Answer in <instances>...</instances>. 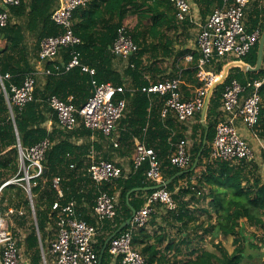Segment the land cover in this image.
Instances as JSON below:
<instances>
[{"label": "trees", "instance_id": "16d2710c", "mask_svg": "<svg viewBox=\"0 0 264 264\" xmlns=\"http://www.w3.org/2000/svg\"><path fill=\"white\" fill-rule=\"evenodd\" d=\"M25 1L20 7L13 8L11 12L16 15H24L29 8L30 23L35 21L41 24L38 47L45 37L56 36L61 33V27L52 20V14L58 6V0H30L29 6ZM152 1H155V4ZM157 1L91 0L88 6L77 9L73 16L74 30L75 34L83 41L77 50L81 54L82 65L94 69L95 74L92 75L90 72L84 71L82 67H75L66 71L64 66L71 59V49H63V60L56 62L60 71L56 70L54 62L47 63L46 70H51L52 74H46L44 85L40 89L36 88L35 101L28 104L23 110L14 109L15 123L11 117L0 82V186L19 172L17 130L23 147H31L46 138L53 142L52 148L46 155V180L45 182L39 181L38 186L32 189L37 226L33 224L27 241L28 249L33 251L34 264L42 263L41 244L44 250L49 252L51 243L57 235V227L54 221L56 214L52 212V206L58 198L57 192L52 187V180L55 177L63 179L64 198L62 204L66 205L72 200L76 201L79 217L93 226H98L96 221L91 218V210L95 206L99 193L98 187L88 174L90 161L86 157L90 153L91 144L77 146L70 141L71 137L91 138L94 133L86 129L83 124L74 131H64L60 128L62 130L60 134L63 135V138L57 140L54 134H58V132L54 130V133L50 134L43 126L46 118L42 115L41 110V106L44 105L47 111L53 113L47 100L54 95L64 101L71 99L72 103L81 109L94 93L93 80L99 84L112 83L116 86L126 84L129 89L138 90L134 94L129 91L125 95H119L120 98H127L129 102L128 112L123 118L124 123L127 124V132L121 136V148L128 150V153L134 151V139L136 137L144 140L148 147L153 148L162 162L166 182L172 180L166 186L167 189L171 193L178 190L173 195L176 203L179 202L178 198L187 197L191 193L196 196L197 192L202 189H208V197L211 198V201L207 210V222L209 221L211 226L205 227V233L211 232L214 238L219 235H223L225 238H234L235 249L232 253L217 245L219 253L202 251L195 259L189 258L183 262H175V264H244L246 260L252 261L254 259L262 261L264 264V177L255 172L260 168L258 160L250 163L242 161L238 164L211 160V143L215 137L217 117L226 84L233 78H237L241 82L259 78L263 75V71L252 73L241 65H235L229 70L225 82L218 85L213 92L207 113L208 131L207 127L199 124L201 136L193 145L192 162L188 170L181 173L183 170L173 166L169 157L174 150L173 144L183 138L185 139V137L183 134H173L172 132V128H177L174 124L177 118L172 115L167 119L161 117L167 96L153 95L149 97L142 93L141 89L149 85L150 82L156 83L180 75L184 82L186 81L183 90L186 93L185 98L189 99L191 95L189 89L192 90L200 86L196 79V67L202 58L199 52H194L195 60L189 64L187 70L178 64L179 59L185 55L186 51L177 52L174 50L172 48L173 41L170 40L167 32L171 29L180 31V29H188V26H192L186 22L182 28L177 22L173 23L175 19L170 15L173 9L172 4L169 0H164L168 4V8L165 12L159 13L155 7L158 5ZM130 11L138 15V23L131 30V34L140 50L130 57L129 64L121 73L114 67L116 56L112 54L111 47L119 28L124 23L125 16ZM115 16L118 17L117 21L114 20ZM247 24L249 31L258 26L264 29V3H260L250 11ZM3 36H5L6 46L0 48V73L3 76L11 75L9 81H4L7 90H9L11 83L21 85L24 77L34 72L35 68L31 63L33 55L26 47L25 28L12 22L11 17L10 24L6 28H0V39ZM259 43L245 58V62L252 68L257 64ZM34 55L36 54L34 53ZM167 59H172L173 67L161 68L160 63L167 61ZM146 61L149 62L146 63ZM217 71H223L222 64L217 67ZM148 74L151 75L150 78L147 77ZM38 98H42V101L37 102ZM53 115L57 121V116L54 113ZM257 131L264 140V104ZM206 132L207 145L203 149ZM96 134L100 139H106L104 135ZM201 151L202 154L196 167L199 171L196 169L192 171L195 160ZM102 159L110 161L108 156H103ZM148 168V163H145L127 177H121L101 186V189L111 195H116V192L120 191L118 210L121 208L124 211V216L121 220L116 219L115 223L106 221L99 229L108 233L107 237L102 238L96 245L99 258L107 238L132 217L133 209L138 212L145 205L146 195L153 192L147 189L153 187V184L146 178ZM250 175L254 176L253 182ZM194 178L196 184H192ZM17 187L23 193L25 192L19 186L8 185L3 190V203L6 201L4 195ZM134 189L140 190L133 191ZM9 205H13L12 200H10ZM24 205L31 213L29 199H25ZM175 210H168V212ZM16 214L14 216L18 225L25 227L27 217L20 216L21 219H19L18 213ZM215 217L216 220L212 222L211 220ZM248 228L261 232L262 236H258L255 232V236L250 235ZM50 230L54 234L49 241ZM124 230L125 228L121 232ZM248 240H250L249 244ZM137 242L135 237V246ZM170 247L172 245L167 247V251L170 250ZM142 253L146 258V264H168L169 262L165 253L157 250L156 246L148 245ZM109 260L108 244L103 254L102 264H110Z\"/></svg>", "mask_w": 264, "mask_h": 264}, {"label": "built area", "instance_id": "2783aa9c", "mask_svg": "<svg viewBox=\"0 0 264 264\" xmlns=\"http://www.w3.org/2000/svg\"><path fill=\"white\" fill-rule=\"evenodd\" d=\"M90 1L58 0V7L52 14V20L61 27L62 31L59 35L42 39L39 50L40 61L54 62L56 70L60 71L56 63L57 59L63 49H71V59L64 66L65 70L82 67L84 71L95 74L94 69L82 65L81 54L77 47L83 41L75 34L73 17L77 9L88 6ZM218 1L219 5L212 10L208 18L200 22L193 12L191 0H169L175 10L178 24L189 22L199 27L196 44L202 59L196 67V79L200 86L189 89L191 93L189 99L185 98L186 93L183 90L185 82L180 75L156 83L150 82L149 85L142 87L141 92L149 97L167 96L161 111L163 119L172 115L179 122L185 123L200 114L211 88L223 74V71H217L220 64L223 70L230 64L249 66L245 58L260 42L264 32L261 26L252 31H249L247 26V10L252 0ZM23 2L24 0H0V28H6L10 24L11 10L20 7ZM260 2L263 4L264 0ZM139 50L140 47L135 42L131 30L128 26L122 25L111 47L112 54L129 62L130 57ZM183 60L192 64L195 60L194 52L187 53ZM261 70L263 75L259 78L246 82L233 78L226 84L217 117L215 137L211 144V160H222L230 164L257 161L256 150L243 134L238 123L249 131V136L253 140L258 141L259 147L264 152V140L257 131L264 104V59ZM45 74H52V71L45 70ZM10 79L11 75L3 76L0 73L3 92L15 123L14 109L23 110L35 101L38 77L34 72L27 74L21 85L11 83L7 90L4 81ZM92 84L94 93L81 109H78L71 99L64 101L55 95L49 97L47 103L57 116L62 130L74 131L83 124L94 134L100 133L110 139L128 112L127 98H120L119 95H125L129 91L134 94L138 90L129 89L126 84L121 86L112 83L99 84L95 80ZM134 143L130 173L148 163L147 181L159 188L146 195L145 205L136 212L125 230L109 243L111 264H146L145 256L134 245L136 235L149 224L157 205H161L166 210L177 209L173 194L166 187L167 182L158 153L148 147L144 140L139 139ZM52 146L53 142L49 138L31 147H23L21 142H18L19 172L0 186V264H21L22 258L18 240L10 230L3 210V190L11 184L21 187L27 194L35 214L32 189L38 186L39 181L46 180V155ZM115 146L118 147L119 144L115 143ZM173 147L174 150L169 157L171 164L182 170L189 168L192 162L189 141L181 139L173 144ZM90 154L88 174L99 191L94 206L98 226H93L79 217L76 201L62 204L63 179L55 177L52 180V187L57 192L58 198L52 206V212L56 214L54 221L57 235L49 250L53 264H98L99 254L95 245L99 229L106 221L114 222L118 217V198L101 189V186L121 177H127L130 173L126 174L122 166L112 161L97 158L93 150ZM14 213V210H9V214ZM18 213L24 215L22 211Z\"/></svg>", "mask_w": 264, "mask_h": 264}, {"label": "crops", "instance_id": "0c3cea01", "mask_svg": "<svg viewBox=\"0 0 264 264\" xmlns=\"http://www.w3.org/2000/svg\"><path fill=\"white\" fill-rule=\"evenodd\" d=\"M25 2L29 6L30 0H26ZM157 2H158V5L155 7L159 11V13L165 12L166 9L168 8V4L164 0H158ZM191 2H192L193 12L195 13V15L197 16L200 22H204L208 18V16L211 14L212 10L216 6L219 5V2L217 0H191ZM152 3L155 4V1H152ZM260 3H261L260 0L251 1L248 7V11H247V22H248V16H249L250 11L255 9L257 5H260ZM170 15L174 17L175 19L173 23H176L174 8L171 10ZM11 17H12V22H14L15 24L21 25L25 28L26 47L29 50L30 54L33 55V59L31 60V63L35 68L34 73H36L38 77L37 88L40 89L44 85L45 80H46L45 70H46V65H47L46 62L40 61L39 59L40 46L39 47L37 46L39 34L41 32V24L35 21L33 23H30L29 8H27V12L24 15H16L15 13L11 12ZM114 20L117 21L118 17L115 16ZM137 23H138V15L134 13L133 11H130L125 16L123 25H126L128 26L130 30H133V28L136 26ZM190 25L192 27L188 26V29H180V31L175 30V32L173 33L170 32L171 34H174V36L176 35L179 36V39L177 40L173 39V37L170 38V40L174 41V50H176L177 52L186 51L185 55L190 52H198L196 39H197L199 27L191 23ZM189 36H192V38H189ZM0 48H3V47H0ZM34 53L36 55H34ZM183 57L181 60L179 59L178 64H180L184 70H187L189 67V64L183 60ZM57 60L58 61L63 60L62 52L59 55ZM168 60L170 59H167V61ZM148 62L149 61H146V63ZM127 65H128L127 61L116 57L114 61V67L117 71L123 72V70L125 69ZM147 77L150 78L151 76L148 74ZM41 99L42 98H38L37 102H41L42 101ZM41 110H42V115L46 118V121L43 126L47 129V131L50 134H53L54 133L53 131L56 130L58 134H54V135L56 136L57 140H60L61 138H63V135L60 134L62 130L59 127L58 121L55 120L53 113L47 111V108L44 105L41 106ZM201 114L202 112L200 114H197L196 117L193 118L192 120L185 122V123L179 122L178 120L174 121V124L177 126V128H174V129L172 128L173 134H178V133L183 134L185 139L189 141L191 153H192L194 143L197 140H199L201 136V129L199 127L200 123L203 124ZM123 120L124 119L120 121L116 132L110 139L106 138L102 140L97 134H94L91 138L83 137V136L71 137L70 141L76 144L77 146H82L83 144L84 145L91 144L90 152L93 150L97 158L102 159L103 156H108L110 158V161L122 166L126 174H129L130 169L132 167V157H133L134 151H132L131 153H128V150H124L121 148V145H120L121 136L127 132V124H125ZM206 123H207V119H206ZM238 125L239 127H241L243 134L249 139V141L252 142L253 139L249 136L250 135L249 131L246 130L242 126L241 123H238ZM139 139L140 138L136 137L134 141L139 140ZM115 143H118L119 146L116 147ZM90 156L91 154L89 153V155L86 157L88 161H90ZM186 170H188V168L183 170V172H185ZM196 171H199V170L196 169ZM192 184H196L195 178L193 179ZM204 191L205 189H202L200 192H197L198 194H196V196H193V194L191 193L187 197L178 198V201H179L177 202L178 208L175 211L168 212V210L164 209L161 205H157L156 210L154 214L152 215L149 224L136 235L138 242L135 247L142 253V251L148 245L156 246L157 250H160L165 253L166 257L169 260L168 264H175V262H182L183 260L181 259H184L186 257H188V259L189 258L195 259L202 252V248H205V251L213 252L208 249L211 246L207 245V243L215 242V244L220 245L219 243L221 241L222 243H224V240L226 238L223 235H219L217 238H214L211 232L205 233L204 231L208 223L207 218L205 217L208 216L207 210L209 209V206H210V202L208 203L209 200L207 201V198L209 197L207 196L205 199ZM177 192L178 190H174L172 193L174 195ZM115 196L118 198V203H119L120 191H117ZM26 199H28L27 194H26ZM128 203H129V200H128ZM3 206H4L3 210L5 209L4 210L5 216L9 215V210H14L15 215H17L16 213H18L19 211L24 212V215H20L18 213L19 219H21L20 216H23V217L25 216V211L23 210V207L20 206V202H13V205H8L7 208L5 207V203H3ZM93 210H91V218H93V220H95L96 224L98 225V222H97V219H96V216ZM34 216H35V218L33 217L34 224L35 226H37L36 213L34 214ZM123 216H124V211L121 210L120 208V210H118V217L116 219L121 220ZM112 223H115V222H112ZM17 225H18V222H17ZM9 227L12 233L15 235V237L18 240L19 249L21 251V256H22L21 264H34L33 258H32L33 251L28 249L27 238L29 236V233L27 234L22 233V235L18 236V234H16L15 230L13 229V222L12 224H9ZM22 228H24V226H22L21 229ZM18 231H19V228H18ZM38 234H39V231H38ZM53 234L54 232L50 230L49 241ZM107 234L108 233H105L104 231L99 230L98 236L96 237V245L97 243H99V241L102 238L104 237L106 238ZM228 239L230 240V243L234 249L235 247L233 245L234 238L230 237ZM96 245H95V248H96ZM169 245H172V247H170V250L167 251V247ZM213 246L214 245H212V247ZM233 249L232 250L229 249V253H232L234 251ZM41 250H42V263L41 264H53L52 256L51 257L48 256L50 254L49 252L44 250L42 244H41ZM48 258H50V260ZM170 258L174 260H171ZM109 262L111 264V257H110Z\"/></svg>", "mask_w": 264, "mask_h": 264}, {"label": "rangeland", "instance_id": "374dc122", "mask_svg": "<svg viewBox=\"0 0 264 264\" xmlns=\"http://www.w3.org/2000/svg\"><path fill=\"white\" fill-rule=\"evenodd\" d=\"M179 26H181L182 28H183V26H184V24H179ZM173 33V32H175V29H171V30H168V32H167V34H168V36H170L169 38H172L173 37V39H175V40H177V39H179V36L178 35H176V36H174V34H171V33ZM189 38H192V36H189ZM194 38V37H193ZM173 41V40H172ZM5 45H6V42H5V40H1L0 39V47H5ZM172 48H174V41H173V46H172ZM160 66H161V68H163V69H168V68H171V67H173V61H172V59H170V60H168V61H164V62H162V63H160ZM123 72H124V70H123ZM123 72H121V73H123ZM150 75V74H149ZM151 76V75H150ZM251 142V141H250ZM251 144L253 145V147L255 148V150H256V155H257V160H258V162H259V164H260V168L258 169V170H255V172H256V174L257 175H261V176H263L264 177V156H263V154H264V152H263V150L259 147V144H258V141L257 140H252V142H251ZM199 170V169H198ZM250 177H251V180H252V182H253V180H254V176H252V175H250ZM205 199H206V197L208 196V189H205ZM5 196V199H6V201L4 202L5 203V207L7 208V206L9 205V202H10V200H12L13 202H20V206L21 207H23V210L25 211V216L27 217V219H26V221H27V223H26V225H25V227L24 228H22L21 229V227H19L18 225H17V221L15 220V218H14V215L15 214H13V216H12V214H9V215H7L6 216V218H7V221L9 222V224H12V222H13V229L15 230V233L16 234H18V236H20V235H22V233H24V234H27V233H31V230H32V227H33V224H34V218H35V216H34V212H33V210L31 209V213H30V211H29V209L25 206V205H22V204H24V201H25V199H26V194L25 193H23L21 190H20V188H15V189H13V191H10L8 194H6V195H4ZM209 200V201H208ZM207 201H208V203L211 201V198L209 197V198H207ZM4 207V206H3ZM210 207V206H209ZM34 217V218H33ZM208 216H206L205 218H207ZM216 220V217L215 218H213L211 221L212 222H214ZM244 223L246 222L245 220L243 221ZM210 222L208 221V223H207V226L209 225V227L211 226L210 224H209ZM18 228H19V231H18ZM248 231L250 232V235H252V236H255L256 234L258 235V236H262V234H261V232H259V231H257L256 232V230L255 229H251V228H248ZM254 232L256 233V234H254ZM201 236V235H200ZM251 236V237H252ZM249 241L250 240H248V244H249ZM220 244V246H222L223 248H225V249H227L228 251H229V249H233V246L231 245V243H230V240L228 239V238H226L225 240H224V243H222V241L219 243ZM207 245H210L211 247H209L208 249L209 250H211V251H213V252H218L219 253V251H218V249H217V244H215V242H213V243H207ZM212 245H214L213 247H212ZM200 248H202V247H200ZM234 249H235V247H234ZM233 249V250H234ZM205 251V248H202V251ZM263 251V250H262ZM48 256H50L51 257V255H48ZM47 256V257H48ZM176 258V257H175ZM49 260H50V258H48ZM171 260H174V259H172V258H170ZM188 259V257H186V258H184V259H181V260H183V261H186ZM182 261V262H183ZM244 264H263L262 263V261H259V260H257V259H254V260H252V261H248V260H246L245 262H244Z\"/></svg>", "mask_w": 264, "mask_h": 264}, {"label": "water", "instance_id": "95a60500", "mask_svg": "<svg viewBox=\"0 0 264 264\" xmlns=\"http://www.w3.org/2000/svg\"><path fill=\"white\" fill-rule=\"evenodd\" d=\"M5 39V36H3L1 38V40H4ZM263 59H264V32H263V35L261 37V40H260V43H259V51H258V59H257V64L254 68L250 67V66H245V65H241L243 66L244 69L248 70L249 72H252V73H258L261 71V68H262V64H263ZM236 64H230V65H227L225 68H224V72L220 78V80H218L215 85L211 88L210 90V93L208 95V98L206 100V104H205V107L204 109L202 110V114H201V117H202V121H203V124L205 125V127H207V123H206V119H207V113H208V109H209V106H210V101H211V98H212V95H213V92L215 91L216 87L222 83L225 82V80L227 79V76L229 74V70L235 66ZM207 131H208V127H207ZM17 140L18 142L20 141V137H19V133H18V130H17ZM207 145V132H206V135L204 137V141H203V149L206 147ZM202 149V150H203ZM201 154H202V151L198 154L196 160H195V163L192 167V171H194L196 169V167L198 166V163H199V159L201 157ZM181 173H184V172H181ZM180 173V174H181ZM172 180L168 181L166 183V185H168ZM159 188V186H153V187H149L147 188L148 190H151V191H154V190H157ZM138 191L140 189H134L133 191ZM137 211H135L133 209V215L132 217L136 214ZM132 217L130 219H128L126 222H124L120 227L119 229L114 232L106 241L105 243V246L102 250V254L100 255V258H99V263L98 264H102V259H103V254L105 252V250L107 249V246L108 244L111 242V240L113 238H115L124 228H126L131 220H132Z\"/></svg>", "mask_w": 264, "mask_h": 264}]
</instances>
